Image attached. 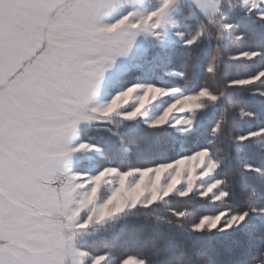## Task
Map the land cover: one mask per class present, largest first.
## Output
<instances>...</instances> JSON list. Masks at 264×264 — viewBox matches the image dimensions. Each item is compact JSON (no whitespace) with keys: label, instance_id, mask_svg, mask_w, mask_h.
<instances>
[{"label":"snow or ice","instance_id":"6c2138e0","mask_svg":"<svg viewBox=\"0 0 264 264\" xmlns=\"http://www.w3.org/2000/svg\"><path fill=\"white\" fill-rule=\"evenodd\" d=\"M0 264H264V0H0Z\"/></svg>","mask_w":264,"mask_h":264}]
</instances>
